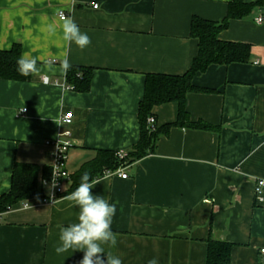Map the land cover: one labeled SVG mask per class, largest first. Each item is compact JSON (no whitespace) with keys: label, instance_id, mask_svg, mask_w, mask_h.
I'll return each mask as SVG.
<instances>
[{"label":"crops","instance_id":"0c3cea01","mask_svg":"<svg viewBox=\"0 0 264 264\" xmlns=\"http://www.w3.org/2000/svg\"><path fill=\"white\" fill-rule=\"evenodd\" d=\"M232 1L0 0V49L20 44L39 69L28 81L0 79V195L12 188L16 162L39 166L40 176L51 166L54 148L46 142L62 130L77 142L69 151L72 174L99 150H131L140 137L147 74L185 73L198 49L192 18L222 21ZM61 12L88 34V47L63 39ZM259 17L264 19V3L230 20L219 34L249 44L250 60L210 65L193 80L210 91L187 95L191 120L215 128L175 126L153 153L130 164L127 178L109 169L94 178L101 182L93 195L117 207L112 230L118 244L106 251L122 264L152 258L159 264H206L209 239L232 244L230 264H264V191L260 200L255 190L264 179ZM65 61L93 69L89 91L66 88ZM177 110L176 102L156 106L157 124L175 121ZM68 111L74 112L70 125L61 122ZM59 198L48 204L34 197L0 213V264H80L83 251H54L59 226L77 223L79 215L78 207Z\"/></svg>","mask_w":264,"mask_h":264},{"label":"trees","instance_id":"16d2710c","mask_svg":"<svg viewBox=\"0 0 264 264\" xmlns=\"http://www.w3.org/2000/svg\"><path fill=\"white\" fill-rule=\"evenodd\" d=\"M264 0L248 2L247 0H233L229 4L227 15L222 21H212L199 16L191 20V36L198 41L197 53L189 69L179 75L165 73H149L145 80L144 96L139 104L138 119L140 123V137L134 147L127 151L128 157L120 160L115 151L99 150L97 156L84 163L78 171L71 174L72 185L66 190L72 191L79 185L81 176L88 172L90 178L103 174L104 170H117L123 162L132 164L156 150L157 142L163 135L169 133L175 126H187L198 129H213L212 125L204 121H192L187 110V95L195 91H210L194 84L193 80L199 72L205 71L212 64L244 63L250 60L251 46L222 40L220 32L228 26L230 20L243 18L251 13L254 7L263 4ZM22 55L20 44H14L10 49H0V79L28 81L30 76H21L17 72V59ZM93 69L86 66L71 65L66 72V85L79 92H87L91 88ZM176 102L178 105L177 119L158 125L154 108L158 105ZM155 118V124L149 123V118ZM40 167L34 164L15 163L13 183L9 192L0 195V213L8 211L13 205L28 199L44 197L43 179L52 175V167H45L40 176ZM41 178V179H40ZM65 192V193H66ZM232 244L213 239L208 240L206 264H230ZM106 259V257H105Z\"/></svg>","mask_w":264,"mask_h":264},{"label":"clouds","instance_id":"9594fccd","mask_svg":"<svg viewBox=\"0 0 264 264\" xmlns=\"http://www.w3.org/2000/svg\"><path fill=\"white\" fill-rule=\"evenodd\" d=\"M63 39L83 50L91 43V38L86 32H82L79 26L71 17H62ZM50 34L56 33L53 25L48 26ZM17 72L21 76H30L37 73V59L29 58L27 54H22L17 59ZM70 64L65 61L63 68L67 70ZM23 110V109H22ZM57 173L53 170L52 183L42 180V183L49 187V198L52 202L54 198L52 189L57 186ZM101 180L91 179L90 174L85 172L80 179L79 185L74 191L64 195L59 199L71 202L70 206L78 207V222L60 227L59 243L54 246L57 255L71 251H83L84 255L80 264H122V260L114 255L111 249L118 244V233L112 230L113 218L116 215V204H110L106 198L95 196L92 189ZM106 255V259H105ZM148 264H159L157 258H152Z\"/></svg>","mask_w":264,"mask_h":264},{"label":"built area","instance_id":"2783aa9c","mask_svg":"<svg viewBox=\"0 0 264 264\" xmlns=\"http://www.w3.org/2000/svg\"><path fill=\"white\" fill-rule=\"evenodd\" d=\"M97 7V5H95ZM61 17H66L65 13L61 12L60 13ZM264 19L262 17H259L257 19L258 23H261ZM43 81L45 83L49 82L48 77H44ZM66 88L71 89L69 85H65ZM26 111V110H23ZM74 112L68 111L66 112L62 118L61 122L66 125H70L73 121V114ZM149 123L154 126L155 124V118L150 117L149 118ZM46 144L53 146L54 150L52 152V171L54 170L58 177H57V186L52 189V193L54 194V198L58 199L61 195H63L66 190L68 189V185L72 183V176L71 172L68 169V158L69 157V151L74 146L77 144L76 140L74 139L72 132L69 129L62 130L58 137L48 140ZM116 156L120 160H125L128 157V152L126 150H119L116 152ZM130 164H127V162H123L120 167L117 168V170H114L113 172L116 173L117 175L121 176L122 178H127L128 173L125 171ZM53 174V172H52ZM110 174V173H109ZM48 182V185H51L52 183V175L49 179H43ZM43 184V183H42ZM45 195L42 197V202L43 203H48L52 204L55 201L52 202V199L49 198V187L45 186ZM256 194L258 195V199H262L263 197V191H264V179H259L256 185ZM26 205V204H25ZM261 253L264 255V248L261 249Z\"/></svg>","mask_w":264,"mask_h":264}]
</instances>
